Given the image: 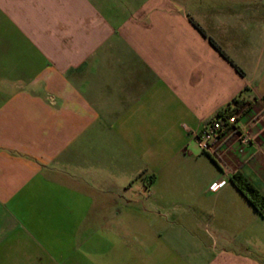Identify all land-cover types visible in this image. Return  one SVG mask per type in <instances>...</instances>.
Instances as JSON below:
<instances>
[{"label":"crops","instance_id":"crops-1","mask_svg":"<svg viewBox=\"0 0 264 264\" xmlns=\"http://www.w3.org/2000/svg\"><path fill=\"white\" fill-rule=\"evenodd\" d=\"M237 174L264 194V0H0V264H264Z\"/></svg>","mask_w":264,"mask_h":264},{"label":"built area","instance_id":"built-area-1","mask_svg":"<svg viewBox=\"0 0 264 264\" xmlns=\"http://www.w3.org/2000/svg\"><path fill=\"white\" fill-rule=\"evenodd\" d=\"M240 114L241 110L234 109L231 113L224 112L206 119L196 136L201 149L219 159L224 150L221 146L227 142L250 144L253 139L251 126L254 121L249 119L241 123Z\"/></svg>","mask_w":264,"mask_h":264},{"label":"trees","instance_id":"trees-1","mask_svg":"<svg viewBox=\"0 0 264 264\" xmlns=\"http://www.w3.org/2000/svg\"><path fill=\"white\" fill-rule=\"evenodd\" d=\"M195 25L199 28V26L196 23ZM210 42L222 55L226 57L224 52L212 39H210ZM244 101H245L244 98L234 99L232 106L230 105L226 106L225 108L219 110L216 113V115H221L224 112L231 113V111H233L234 109L238 108L241 104H243ZM233 180L236 183L239 190L242 191L249 199L252 206L261 215L264 214V194H262L260 190L251 181H249L246 177H244L241 174L234 175Z\"/></svg>","mask_w":264,"mask_h":264}]
</instances>
